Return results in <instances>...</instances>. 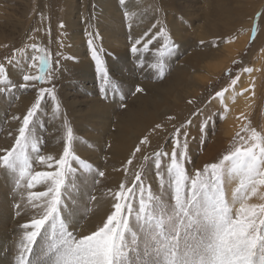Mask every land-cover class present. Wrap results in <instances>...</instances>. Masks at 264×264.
Segmentation results:
<instances>
[{
    "label": "rangeland",
    "instance_id": "1",
    "mask_svg": "<svg viewBox=\"0 0 264 264\" xmlns=\"http://www.w3.org/2000/svg\"><path fill=\"white\" fill-rule=\"evenodd\" d=\"M116 1L117 10L108 9L105 0H0V63L5 64L11 79V85L0 90V150L11 148L18 134L21 120L13 117L22 119L36 102L39 87L54 86L60 110L56 111L57 101L46 94L32 130L39 138L42 154L58 158L70 127L74 152L93 165L94 171H80L71 177L66 193L64 214L70 230L80 236L103 225L106 220L99 222L96 215L104 201L111 205L108 215L113 211L115 201L109 190H118L122 182L130 186L136 170L143 171L142 179L154 194L160 193L152 157L157 151H172L176 128L187 133L188 155L183 163L189 175L226 153L216 158L211 155L214 138L221 136L229 150L238 131L245 135L242 128L246 123V127L264 133V45L257 40L258 32L252 39L254 26L264 28L262 16L257 19L258 13H264V0ZM253 15L255 22L251 20ZM161 29L167 31L175 47L163 57V71L157 72L149 65L156 61V50L165 43V38L157 35ZM152 37L147 51L141 45L140 53L130 51L135 40L142 39L143 43ZM89 39L118 85L116 91L107 89L106 98L100 91L101 78ZM32 43L51 53L55 77L50 84L23 88V72L15 64H7L5 58ZM27 52L33 54L31 49ZM245 68L253 71L246 73ZM32 74H38L37 70ZM237 75L239 81L230 87ZM137 86L144 91L136 92ZM224 88L229 90L222 103L213 97ZM243 89L248 91L240 95ZM242 99L248 100V111L236 102ZM134 111L145 112L146 118L152 114L154 122L147 120L148 128L139 127ZM209 118L204 128L203 122ZM144 137L147 144H141ZM118 146L123 149L117 150ZM137 146L141 151L133 156ZM129 159H133L131 166L127 165ZM34 167L47 170L35 163ZM74 167L78 166L74 163ZM95 170L105 175L99 177ZM236 186L237 181L225 180L229 200ZM35 190H43V186ZM26 191L0 168V264H15L23 232L20 226L34 214L26 202ZM260 202L258 197L250 201ZM40 243L38 238L36 254L40 253Z\"/></svg>",
    "mask_w": 264,
    "mask_h": 264
},
{
    "label": "snow or ice",
    "instance_id": "2",
    "mask_svg": "<svg viewBox=\"0 0 264 264\" xmlns=\"http://www.w3.org/2000/svg\"><path fill=\"white\" fill-rule=\"evenodd\" d=\"M260 16L264 13H258L257 19ZM258 30L257 24L252 29L253 40ZM157 35L163 36L165 43L156 50L157 59L149 66L162 72L163 57L170 54L175 45L165 29ZM153 39L143 43L142 39L135 40L130 51L140 53L138 45L147 51ZM88 44L101 78L100 91L106 98L107 89L111 87L116 91L118 85L110 78L91 39ZM28 49L33 53L31 56ZM5 59L7 64H15L23 72V88L50 84L55 77L51 53L36 43L15 49L13 55ZM140 66L144 67L143 62ZM33 69L38 74H32ZM243 71L250 74L253 69ZM239 79L238 75L232 79L230 87ZM0 85L4 86L0 90L11 85L4 63H0ZM135 90L144 91L139 86ZM228 90L216 92L213 98L223 103ZM246 91L248 89H243L239 94ZM46 94L57 101L54 86L39 87L36 102L22 119L13 117L21 120L13 146L0 150L3 153L0 168L15 177L17 186L25 187L26 202L34 212L32 218L20 226L23 232L17 244L15 264H264V192L261 191L264 189V133L252 127L242 128L245 135L238 132L236 142L217 162L205 164L203 169L189 175L183 163L188 155L187 133L176 128L172 151H157L152 157L160 193L154 194L151 185H145L142 179L143 171L136 170L130 186L122 182L118 190H109L115 203L103 225L91 234L80 236L70 230L64 214L66 193L71 177L94 169L74 152L70 127L58 158L42 154L32 126ZM55 108L59 112L58 101ZM208 123L210 118L203 122V127ZM147 143L148 138L144 137L141 144ZM140 151L137 146L133 156ZM34 163L47 170H36ZM74 163L78 167H74ZM132 164L133 159H129L127 165ZM124 170L127 173L128 168ZM95 171L99 177L105 175L103 171ZM225 180L237 181L231 200L224 191ZM41 186L43 190H35ZM253 197L261 202L250 203ZM91 199L96 197L91 196ZM15 207L19 209L21 205L17 203ZM38 238L40 253L36 254L34 246Z\"/></svg>",
    "mask_w": 264,
    "mask_h": 264
},
{
    "label": "bare ground",
    "instance_id": "3",
    "mask_svg": "<svg viewBox=\"0 0 264 264\" xmlns=\"http://www.w3.org/2000/svg\"><path fill=\"white\" fill-rule=\"evenodd\" d=\"M105 2H107V3H105L106 4V6H107V8L109 9H114L115 7H114V4L117 2L116 0H105ZM116 5H117V3H116ZM115 5V6H116ZM264 5V4H263ZM107 10V9H106ZM114 10H117V9H114ZM257 10V9H256ZM113 13V12H112ZM255 13V12H254ZM254 16L255 15H253V17H252V22H255V20H254ZM262 21H264V16H262V19H261ZM258 35H259V37H257V40H259V39H261L262 40V43H263V45H264V28H259V31H258ZM246 40H248V39H246ZM257 42H259V41H256L255 42V44H254V46L257 44ZM244 44H246L245 42H244ZM259 44V43H258ZM233 51V50H232ZM264 54V53H263ZM260 87H262L261 85H256V88H260ZM261 89V88H260ZM237 101H239V104H242L243 105V107H244V109L245 110H247L248 108H247V106H248V100H246V99H242V100H236V102ZM238 104V103H237ZM250 104V103H249ZM253 107V106H252ZM251 109V108H250ZM249 110V109H248ZM247 110V111H248ZM135 112V111H134ZM239 113V112H238ZM240 114H241V112H240ZM240 114H238V115H240ZM248 114V113H247ZM254 114V113H253ZM138 120H139V122H140V125H139V127L141 126V125H143L144 127H146V128H148L147 127V120H151V123L152 122H154V116L152 115V114H150V116L149 117H147L146 118V113L145 112H135L134 114H133ZM177 115V114H176ZM237 115V116H238ZM182 117H183V115H181ZM242 116V115H241ZM239 117V116H238ZM237 117V118H238ZM248 117V116H247ZM246 117V118H247ZM237 118H235L236 120H237V122H238V120L239 119H237ZM240 118H242V117H240ZM251 118H253V117H250V119ZM131 123H133V121H134V124H135V119H134V117L133 116H131ZM242 119H244V118H242ZM248 119V118H247ZM249 119V120H250ZM254 120H255V115H254V118H253ZM252 119V120H253ZM247 121V120H246ZM240 122V121H239ZM243 122H244V120H243ZM240 124H242V122L240 123ZM245 124V123H244ZM254 124V123H253ZM243 125V124H242ZM249 125V124H248ZM247 126V123L245 124V127ZM244 127V126H243ZM240 128H242V127H240ZM238 131V130H237ZM241 131V130H240ZM240 131H238V132H240ZM245 134V133H244ZM216 141V142H215ZM224 140H223V138L221 137V136H218L217 138H214V144L212 145V147H211V155L212 156H214L215 158L217 157V155H223L227 150H228V146H225L224 145V142H223ZM118 149H123L122 148V146H118L117 147V150ZM103 204H102V207H101V211H100V213H98L97 215H96V219L97 220H99V222H104L105 220H106V217H107V215H108V211L110 210V208H111V205H110V203L109 202H107V201H104V202H102ZM88 229H90V228H88Z\"/></svg>",
    "mask_w": 264,
    "mask_h": 264
}]
</instances>
